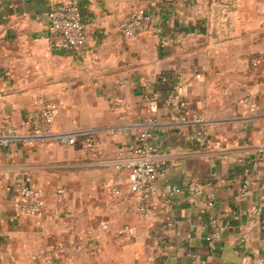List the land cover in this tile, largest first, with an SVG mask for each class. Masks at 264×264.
<instances>
[{
    "label": "crops",
    "instance_id": "1",
    "mask_svg": "<svg viewBox=\"0 0 264 264\" xmlns=\"http://www.w3.org/2000/svg\"><path fill=\"white\" fill-rule=\"evenodd\" d=\"M63 1L0 0V123L23 132L43 95L59 105L56 132L92 130L99 150L85 153L82 134L75 145H0V264H264V0H77L89 34L83 57L49 43L47 12ZM138 6L153 26L127 37L118 24ZM145 81L202 112L213 148L192 142V127L163 101L151 109ZM152 115L160 172L142 214L128 172L111 160ZM192 180L200 193L171 194ZM21 182L40 191L41 214L15 208Z\"/></svg>",
    "mask_w": 264,
    "mask_h": 264
},
{
    "label": "built area",
    "instance_id": "2",
    "mask_svg": "<svg viewBox=\"0 0 264 264\" xmlns=\"http://www.w3.org/2000/svg\"><path fill=\"white\" fill-rule=\"evenodd\" d=\"M48 39L52 47H61L83 57L89 50V34L87 24L83 18L81 4L77 0H64L60 5L52 7L47 12ZM154 23V16L146 7L138 6L133 9L118 24L122 33L131 38H137L150 31ZM198 77L200 74L197 75ZM144 100L151 109L157 107L159 101H163L174 113L179 125H189L193 132L189 138L205 149H212L213 145L207 141L210 124L205 115L199 111H192L189 103L176 89L165 93L154 91L148 81L143 82ZM3 96L0 91V97ZM241 102L248 105L252 110L256 103L252 95H247ZM127 105L123 98L113 101L114 106ZM59 105L56 101L39 95L32 109L31 115L25 123V130L10 126L8 122L0 123V145H7L11 140L45 141L53 139L63 145H75L77 137L84 135L82 150L85 153H98L99 140L92 130L56 132L54 130L55 117ZM159 126L157 117L154 115L139 125L138 142L134 145H124L118 156L111 160L119 173L128 172V189L140 197L139 211L145 214L148 211L150 197L158 181L160 172L161 149L154 141V130ZM251 166L245 168L247 182L251 174ZM187 189L192 194L200 193V185L196 180L190 181L185 187L175 186L171 194L177 195ZM110 192L116 196L122 194L120 183L112 184ZM57 195L61 197L63 190L58 189ZM15 208L18 212L26 215H39L43 211L44 203L40 191L28 182H21L16 186ZM208 205H214V199L208 200ZM258 211L256 210L255 213ZM219 221L216 217L210 219V225L216 228ZM216 232H211L206 240L210 247L214 246ZM46 255H34L33 259H46Z\"/></svg>",
    "mask_w": 264,
    "mask_h": 264
}]
</instances>
